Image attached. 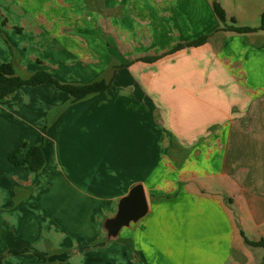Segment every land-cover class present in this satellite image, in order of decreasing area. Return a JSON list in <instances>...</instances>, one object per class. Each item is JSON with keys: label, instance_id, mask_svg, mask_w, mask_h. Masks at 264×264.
<instances>
[{"label": "crops", "instance_id": "crops-1", "mask_svg": "<svg viewBox=\"0 0 264 264\" xmlns=\"http://www.w3.org/2000/svg\"><path fill=\"white\" fill-rule=\"evenodd\" d=\"M212 4L0 0V64L7 40L30 73L50 52L59 81L111 85L77 102L49 84L0 101L4 264H91L112 244L119 264H245L261 248L245 237L264 239V31L223 30ZM44 141L38 175L9 162ZM136 184L149 212L107 241L101 223Z\"/></svg>", "mask_w": 264, "mask_h": 264}, {"label": "trees", "instance_id": "trees-1", "mask_svg": "<svg viewBox=\"0 0 264 264\" xmlns=\"http://www.w3.org/2000/svg\"><path fill=\"white\" fill-rule=\"evenodd\" d=\"M213 10L221 24H223V30L236 32V33H252L257 31H264V11L260 17V24L257 27L251 26H237L236 19L234 17H228L225 10L221 5L213 1ZM228 21L231 24H228ZM207 37L188 43L186 46H199L205 43ZM183 46H178L175 49H180ZM43 84H51L57 89L65 91L72 97V102H77L85 99L88 96L104 92L110 88V82L104 79L95 80L89 84H75V83H63L56 79L50 72L46 70H38L28 76H22L18 73L17 66L13 62L1 63L0 64V101H3L11 97L17 90L24 86H38ZM35 144L28 146L27 144H21L19 148L12 151L8 160L14 165H22L25 168L36 175H38L45 166V155L43 152V144ZM27 148L25 153L21 155V150ZM245 243L250 247H262L264 249V239L257 241L249 240L245 237ZM10 253H26L30 252L28 249L23 251H9ZM40 259L45 257L39 253H35ZM2 261H0V264ZM258 264H264V255Z\"/></svg>", "mask_w": 264, "mask_h": 264}, {"label": "rangeland", "instance_id": "rangeland-1", "mask_svg": "<svg viewBox=\"0 0 264 264\" xmlns=\"http://www.w3.org/2000/svg\"><path fill=\"white\" fill-rule=\"evenodd\" d=\"M213 1H216L221 5V7L225 10V12L227 13V16L229 18L234 17L236 19V25L237 26H251V27L259 26L260 17H261L262 12L264 11V0H213ZM90 9L92 11L96 12L95 13L96 15H100V16L103 15L102 14L103 8H101L100 5L98 6V4L95 7H92ZM82 13H85V11H83L81 9V14ZM99 19H101V18H98V20ZM228 24H231V22L228 21ZM97 26L101 29V31H103L105 28L104 19L97 22ZM5 42L8 46V48L10 49V53L12 54V59H11L12 61L11 62L15 63V65L17 66L18 73L21 74L22 76H28L29 74H31L30 72H32V70H34V69L27 70L26 68H22L21 64L19 63L20 57L18 56V53H17L18 49L16 47H14L11 43H9V41L6 40ZM36 52H38V54H41L39 52V50H36ZM48 53H49V56H45V57L43 56L44 58H42V61H39V62L37 61L38 70L39 69L40 70H46V69L52 70L53 69V67L51 65L52 63H49L46 61V60H48V61L53 60L51 53L50 52H48ZM43 62H45L46 64H44ZM47 86L52 87L53 89L56 88L55 86H53L51 84H49ZM27 89H29V88H27ZM35 91H37V90H35V89L29 90V95H31L34 99L33 104H32L33 109L38 110V112H39L41 107H40V104L37 103V101H36L37 98H35V97L36 96L43 97L45 94L37 93ZM59 93L64 95V96H67V94H68V93L66 94V92L65 93L59 92ZM1 128H2V126L0 125V130H1ZM43 144L45 145L46 141H44ZM48 148L49 147H47V149ZM51 155L53 156V154H51ZM50 158H53V157H50ZM79 206L83 207V204L82 205L79 204ZM104 220H103V222H104ZM103 222L101 223L102 226H103ZM65 226H66V223H65ZM73 242H75V240H73ZM73 242L72 241L68 242V241H65V239H64L63 244L68 245V246L66 245L67 247H65V249H66L65 255H73L71 253V252H73V250H74L73 247L75 246V243H73ZM80 242L86 243V240H84V241L80 240ZM97 242H98L97 240H94V241L90 242L89 245L86 244L87 245V246L85 245L86 247L84 245H82V246L84 247V250H86V251L91 250L90 252H92V251L98 249L97 248L98 245H96ZM111 247H112L111 248L112 253H111L110 257H109V254H107V257H104L106 255V252H102L103 259L101 261L100 260H93V261H91V264H119L118 246H115V244H112ZM263 255H264V249L262 247L256 249L255 253H253V255L251 254L252 258L249 260L248 263H245V264H253L255 262V258L256 259L259 258V261H260L261 258L263 257ZM5 259H6L5 255L0 256V261H2L1 264H4Z\"/></svg>", "mask_w": 264, "mask_h": 264}, {"label": "water", "instance_id": "water-1", "mask_svg": "<svg viewBox=\"0 0 264 264\" xmlns=\"http://www.w3.org/2000/svg\"><path fill=\"white\" fill-rule=\"evenodd\" d=\"M149 212V202L142 184L134 185L127 195L119 200L117 211L113 217L105 219L106 240L115 241L120 237L123 228H129Z\"/></svg>", "mask_w": 264, "mask_h": 264}]
</instances>
